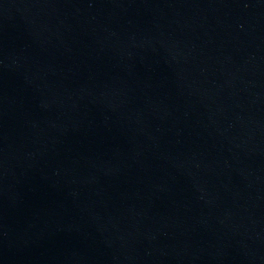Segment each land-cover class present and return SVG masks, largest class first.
<instances>
[{"label": "water", "instance_id": "obj_1", "mask_svg": "<svg viewBox=\"0 0 264 264\" xmlns=\"http://www.w3.org/2000/svg\"><path fill=\"white\" fill-rule=\"evenodd\" d=\"M0 264H264V138L0 61Z\"/></svg>", "mask_w": 264, "mask_h": 264}]
</instances>
